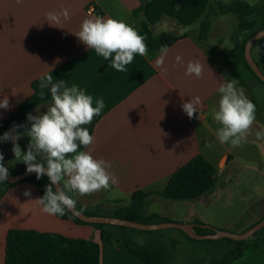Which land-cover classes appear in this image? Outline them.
Wrapping results in <instances>:
<instances>
[{"label": "crops", "instance_id": "1", "mask_svg": "<svg viewBox=\"0 0 264 264\" xmlns=\"http://www.w3.org/2000/svg\"><path fill=\"white\" fill-rule=\"evenodd\" d=\"M150 1L0 0V99L7 96L10 103L8 110L0 109V125H5L0 127L3 161H9L8 149L13 147L12 139H4L5 133L13 137L20 133L19 140L15 142L22 152L27 151L29 121L27 118L19 123L10 124V121L18 107L32 95L33 84H40L43 75L52 74L54 82L63 79L67 86L75 84L91 95L93 106L97 99L102 98L105 102L91 133L94 143L89 149L81 146L78 150L90 151L94 158L110 162L109 170L118 177V183L90 195L69 193L82 210L114 217L118 209L130 204L135 192H163L179 168L203 155L218 171L215 191L195 200H170L150 194L142 209L143 215H156L182 224L200 225L197 223L200 221L217 230H226L234 225L243 233L264 219V205L256 222L222 226L216 217L218 210L208 200L210 196L232 194L229 190L233 183L248 185L254 193L261 190L259 199L264 200V136L257 137V132H264V104L257 101L253 92L257 90L264 95V85L257 82L251 86L248 82L246 86L240 85L232 75L227 62L230 50L223 48L222 39L217 44H210V39L219 35L212 20L216 14L210 15L211 28L205 39H201L199 33H174L172 28L169 32L186 37L167 48L163 65L157 64L161 49H154L145 42L147 55H136L125 72L116 71L110 60L97 55L94 49L87 48L74 35L80 30L82 21L90 16L122 20L141 35L146 16L137 11ZM91 6L96 9L93 14L89 13ZM63 9L68 12L67 19L62 15L59 22L47 18L49 13L60 14ZM168 19L165 17L151 25L155 35L167 32L160 26ZM177 56L182 58L180 63L176 62ZM189 61L203 65L201 77L185 74ZM260 62L264 66V57ZM232 79L255 105V121L245 142L238 147L218 141L216 132L221 125L212 117L213 109H218L220 94L217 89L220 83ZM195 97L200 98L196 107L204 110L203 118H189L182 109L183 103ZM49 105L51 103L39 105L30 114L37 115V111L43 114ZM83 127L88 129V125ZM206 144L212 147H206ZM8 163L17 172L26 166L16 160L15 155L14 160ZM26 190L31 191L30 196L24 195ZM41 197L34 185L23 181L10 187L0 199V264H5L6 239L10 229L51 232L100 243L101 264H146L120 247L119 238L113 244L102 242L101 229L93 225L78 224L58 215L43 213L42 206L35 201ZM110 230L117 236L156 249L151 242L162 240V230L166 229L148 231L149 241L139 236L140 242L134 240L135 233L131 231H122L118 226ZM185 234L182 231L180 235H171L172 246L173 241L178 245L182 240H189ZM234 264H264V248L247 253Z\"/></svg>", "mask_w": 264, "mask_h": 264}, {"label": "clouds", "instance_id": "2", "mask_svg": "<svg viewBox=\"0 0 264 264\" xmlns=\"http://www.w3.org/2000/svg\"><path fill=\"white\" fill-rule=\"evenodd\" d=\"M61 15L67 19V10H61L60 14L49 13L47 18L59 22ZM74 35L87 48L94 49L97 55L110 60L111 67L118 72L127 71V66L136 55L145 56L148 52L144 36L126 22L111 17H87ZM161 53L157 60L159 65L164 63L167 47H162ZM181 59L177 56L176 62L180 63ZM185 74L199 78L203 74V65L189 61ZM40 81L41 98H44L43 90L47 88L52 103L43 114L38 111L37 115L27 114L31 125L26 130L30 138L27 151L22 152L20 145L15 142L19 140L20 133L17 132L14 137L5 133L4 139L13 140L12 152L16 160L26 165L28 173L35 172L38 180L47 176L50 181L45 186V194L35 200L42 206L41 211L49 215L63 216L66 209L71 211L76 206V199L69 193L85 196L107 190L112 184L118 183V177L109 170L110 162L94 158L90 151L78 150L81 146L89 149L94 143V137L83 126L91 124L94 117L100 115L105 108L104 100L97 99L93 106L91 95L75 84L67 86L63 79H56L54 82L52 74L43 75ZM217 91L220 99L218 109L212 111V117L221 127L217 129L216 138L221 144L229 143L238 147L245 142L255 121V105L242 89L237 88L234 79L220 83ZM199 104L200 98L195 97L183 103L182 109L192 118ZM9 108V99L4 96L0 99V109ZM261 136H264V132H257V137ZM206 147L210 148L212 145L206 144ZM3 159V153L0 152V182L8 175ZM53 185H58L55 191ZM24 195L30 196L31 191L26 190Z\"/></svg>", "mask_w": 264, "mask_h": 264}, {"label": "trees", "instance_id": "3", "mask_svg": "<svg viewBox=\"0 0 264 264\" xmlns=\"http://www.w3.org/2000/svg\"><path fill=\"white\" fill-rule=\"evenodd\" d=\"M138 12H143L146 16L141 35L145 37V42L154 49L169 48L186 37V35L177 36L171 32L155 35L151 30V25L161 22L165 17L172 18L183 26L200 24L201 32L199 37L205 39L211 28V14H235L238 18V29L244 34L241 35L238 45L227 53V62L232 69V75L242 86H246L249 76L264 85V82L254 73L245 58L246 43L255 33L264 29V0L254 5L246 0H235L231 4L216 1L214 5L212 0H152L143 4ZM257 63L263 71L261 64ZM32 90V95L18 107L10 124L24 120L27 118V114L31 113L37 106L52 103L49 89L43 90L45 93L43 99L40 96V84L35 82ZM99 119L100 115L94 117L91 122L89 127L90 135ZM24 171H26V166H23L16 174ZM217 172L215 166L207 158L203 155H198L175 172L163 192H135L132 195L130 204L118 209L113 216L142 223L171 222L169 219L160 218L156 215H143L142 209L145 207L150 194L161 195L170 200L199 199L215 191ZM24 182L34 185L41 193V196L45 194V186L50 183L47 176H42L38 180L36 175L28 177ZM14 185L6 181L0 182V199ZM53 190L55 191L54 187ZM76 208L87 215L96 216V214L82 210L77 204ZM60 217L72 220L78 224L93 225L101 229L102 242L104 243L113 244L119 238L121 241L120 247L129 251L146 264H169L166 256L156 249L140 245L129 238L114 234L110 230L114 226L85 223L67 209L65 210V215ZM197 223L203 225L200 221H197ZM120 229L122 231L131 230L126 227H120ZM263 230L264 228L251 239L240 242L228 238L207 240L216 245L228 246V250L224 255L215 258L212 264H234L247 253L263 249ZM197 232L203 235L214 231L197 227ZM186 237L191 241H196L188 235ZM176 244L177 242L173 241V245L175 246ZM5 264H101V245L90 240L71 238L57 233L39 232L29 229H10L6 239Z\"/></svg>", "mask_w": 264, "mask_h": 264}, {"label": "rangeland", "instance_id": "4", "mask_svg": "<svg viewBox=\"0 0 264 264\" xmlns=\"http://www.w3.org/2000/svg\"><path fill=\"white\" fill-rule=\"evenodd\" d=\"M234 1L235 0H223L225 4H231ZM246 1H248L250 4H257L261 0ZM215 2V0H212L213 5L215 4ZM212 17L214 27L216 28L219 35H215L214 37H212L210 39V44H217L219 39H222L223 48L231 51L238 45L241 35L244 34L238 29L237 16L235 14H219L218 16L214 15ZM160 27H162L164 31L167 32H169L173 28L174 33L186 32L187 34L196 35V33L200 34L201 32L200 24H195L192 26H181L180 28V24L171 18L168 19V22L166 20L163 21ZM253 56L254 59L261 64L260 61L262 60V57H264V38L254 45ZM262 68L264 72V66H262ZM247 82L250 86L255 82L259 83L255 78L251 76H249ZM253 92L257 101L261 104H264V95H261L260 91L258 92L257 90H253ZM49 106H46L43 112H46ZM89 127L90 124H88V129ZM24 150H26V146L24 147ZM7 155L9 161L14 160V153L12 152V149H8ZM8 162L3 161L4 166L8 169L9 173L16 174L17 171H15L12 168L11 163ZM243 170L244 169L240 167V171L243 172ZM247 175L250 174L248 173ZM229 191H232L233 193L231 192L232 194H228L229 192H227L225 194L214 197L210 196V199L208 200V202L211 203L216 210H218V212L216 213V217L219 219L218 221L222 224V226L235 222L239 225H248L251 222H256L258 218H260V214L263 212L262 206L264 205V200L259 199L262 191L257 190V192L254 193V191L249 189L248 185L236 183H233L231 185ZM239 228L240 227H234L233 225L223 231L241 234L242 231ZM118 229H120V227H118ZM127 231L135 233L134 240H142L138 238L139 236L144 237V240L147 239V241H149L150 239L148 236V231L136 229ZM162 232L164 233L163 239L159 241L153 240V242L151 243L155 244V248L158 252L166 256L169 264H212V261L215 258L224 255V253L228 250L227 245H216L215 243L207 240H182V242H180L178 245L172 246L170 236L174 234L180 235L182 231L179 229L168 228L166 230H162Z\"/></svg>", "mask_w": 264, "mask_h": 264}, {"label": "water", "instance_id": "5", "mask_svg": "<svg viewBox=\"0 0 264 264\" xmlns=\"http://www.w3.org/2000/svg\"><path fill=\"white\" fill-rule=\"evenodd\" d=\"M263 38H264V29L255 33L248 40L245 46V58L248 65L251 67L254 73L258 76V78H260L264 82V72L262 71L261 67L258 65V63L256 62L253 56L254 45ZM2 140L3 138L0 137V141ZM34 175H36L35 172L28 173L27 171H24L19 174H11L8 172V175L4 181L12 184H17L23 182L28 177ZM53 187L56 190L58 185H53ZM69 212L72 213L79 220L88 224H104V225L120 226V227H126L130 229L144 230V231H157L162 229L174 228L185 232L190 238L194 240H221L224 238H228L240 242L250 239L257 232L261 231L264 228V219H262L260 222L255 224L253 227L249 228L247 231L241 234H236L229 231L214 229L210 225H197L194 223L182 224V223H174V222L142 223V222L120 219L116 217L87 215L81 212L80 210H78L76 206L73 210ZM197 226H200L203 229L213 230L214 232L201 235L196 230Z\"/></svg>", "mask_w": 264, "mask_h": 264}, {"label": "built area", "instance_id": "6", "mask_svg": "<svg viewBox=\"0 0 264 264\" xmlns=\"http://www.w3.org/2000/svg\"><path fill=\"white\" fill-rule=\"evenodd\" d=\"M95 11H96L95 7L91 6V7L89 8V13L93 14V13H95ZM204 115H205L204 110L201 109V108H197V112L194 113V115H193L192 118H193V119H195V118H203ZM0 127H1V128H4L5 125H4V124H1Z\"/></svg>", "mask_w": 264, "mask_h": 264}]
</instances>
